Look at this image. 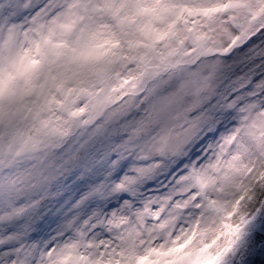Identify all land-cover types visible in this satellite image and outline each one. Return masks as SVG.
Segmentation results:
<instances>
[{
    "label": "snow or ice",
    "instance_id": "1",
    "mask_svg": "<svg viewBox=\"0 0 264 264\" xmlns=\"http://www.w3.org/2000/svg\"><path fill=\"white\" fill-rule=\"evenodd\" d=\"M261 184L264 0H0V264H230Z\"/></svg>",
    "mask_w": 264,
    "mask_h": 264
},
{
    "label": "clouds",
    "instance_id": "2",
    "mask_svg": "<svg viewBox=\"0 0 264 264\" xmlns=\"http://www.w3.org/2000/svg\"><path fill=\"white\" fill-rule=\"evenodd\" d=\"M191 185L187 186V191L181 194L183 200L191 192ZM255 190L249 189L242 195H225L226 201L236 200V203L231 206L223 220H213L208 228L201 229V232L193 237L192 243L188 248L203 249L201 258H226L230 264H264V216L260 214L264 212V184L254 185ZM190 199V197H189ZM191 212H183L181 219L185 224L190 220L198 219L199 214L194 206ZM174 210L173 208L165 207L162 215L167 216ZM256 222V227L247 243H242L234 231L237 228L244 230L248 227L244 222ZM205 223H208L205 220ZM226 225H230V230ZM257 236L261 237L257 240ZM195 256L196 253L193 252ZM213 264H216L213 261Z\"/></svg>",
    "mask_w": 264,
    "mask_h": 264
}]
</instances>
